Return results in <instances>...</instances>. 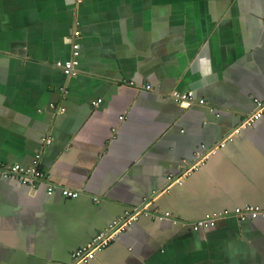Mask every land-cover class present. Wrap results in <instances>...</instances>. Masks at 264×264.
I'll list each match as a JSON object with an SVG mask.
<instances>
[{"label": "crops", "instance_id": "0c3cea01", "mask_svg": "<svg viewBox=\"0 0 264 264\" xmlns=\"http://www.w3.org/2000/svg\"><path fill=\"white\" fill-rule=\"evenodd\" d=\"M255 100L264 0H0V162L27 167L39 154L51 183L80 192L0 179V264H69L142 204L180 221L219 217L192 231L141 215L83 264H264V217L234 215L264 210V111L201 171L168 182Z\"/></svg>", "mask_w": 264, "mask_h": 264}, {"label": "built area", "instance_id": "2783aa9c", "mask_svg": "<svg viewBox=\"0 0 264 264\" xmlns=\"http://www.w3.org/2000/svg\"><path fill=\"white\" fill-rule=\"evenodd\" d=\"M80 36L78 30H74L72 33L71 41V58L69 64L64 68V74L66 76H71L76 73V67L78 65V44L77 40ZM172 97L175 101L179 103H184L186 106L193 104L194 99L191 94H172ZM198 103L203 104V100H199ZM97 102H93V105H96ZM255 109L254 111L234 130H231L223 140L218 143L213 148L207 149L204 146H201L200 150L196 153L194 161L189 162L184 171L176 177L170 176L168 178L169 184L182 185L183 181L188 178L193 172L197 171L202 165L209 154L214 153L215 149L218 147L224 146L226 142H231L234 138V134L238 133L240 130H245L251 127L256 120L261 116L264 111V101L255 100L254 101ZM46 143L50 141L45 140ZM39 158L40 155L37 154L30 166L22 167L18 164H11L7 162H0V179H14L19 184L27 186L31 189H36L40 185L44 184L46 186V192L48 195H51L55 192L65 199H75L79 195L78 190H73L65 187L57 186L49 181V176L46 172L42 171L39 168ZM168 184V185H169ZM141 215L143 216H154L160 219H170L174 224H180L182 227H189L192 231L205 230L214 226L215 221L219 217L216 214L211 216H205L198 220L192 222H183L177 219H174L169 213H160L157 211L150 212L147 210L146 204H142L139 207L133 208V210L125 213L123 218L118 217L112 220L106 227V229L96 235L89 243L85 246L76 249L71 253V260L69 264H83L94 258L95 253L104 249L113 241L116 240L118 234L128 228L132 223H134ZM239 220L245 218L254 219L258 216L264 217V210L260 209L257 206L245 205L240 209H237L234 214Z\"/></svg>", "mask_w": 264, "mask_h": 264}, {"label": "water", "instance_id": "95a60500", "mask_svg": "<svg viewBox=\"0 0 264 264\" xmlns=\"http://www.w3.org/2000/svg\"><path fill=\"white\" fill-rule=\"evenodd\" d=\"M233 141H234V138H233V140H232L231 142H233ZM231 142H226V143L224 144V146L216 148V149H215V151H214V153H212V154H209V156H210V155H213V154H215V153H216L218 150H220V149L224 148V147L226 146V144H228V143H231ZM206 148H207V149H210L211 147H209V148H208V147H206ZM209 156H208V157H209ZM206 160H207V159H206ZM206 160H205V163H204V165L206 164ZM204 165H202V166H201V167H200V168H199L197 171L193 172L191 175H193V174H194V173H196V172H199V171H201V170H202V168L204 167ZM191 175H190V176H191ZM190 176H189V177H190ZM183 182H184V181H183ZM182 184H183V183H182ZM114 219H115V218H114ZM114 219H113V220H114ZM111 221H112V220H111ZM111 221H110V222H111ZM110 222H109V223H110ZM183 222H186V221H183ZM190 222H192V221H190ZM178 224H179V223H178ZM105 229H106V228H105ZM85 245H86V244H84V245L80 246L79 248H81V247H83V246H85ZM77 249H78V248H77ZM70 257H71V256H70Z\"/></svg>", "mask_w": 264, "mask_h": 264}]
</instances>
